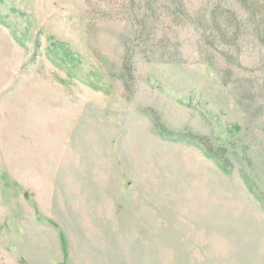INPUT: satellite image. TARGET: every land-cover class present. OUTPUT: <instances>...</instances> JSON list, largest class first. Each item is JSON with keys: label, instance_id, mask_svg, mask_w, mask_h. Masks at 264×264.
<instances>
[{"label": "rangeland", "instance_id": "1", "mask_svg": "<svg viewBox=\"0 0 264 264\" xmlns=\"http://www.w3.org/2000/svg\"><path fill=\"white\" fill-rule=\"evenodd\" d=\"M0 264H264V0H0Z\"/></svg>", "mask_w": 264, "mask_h": 264}, {"label": "trees", "instance_id": "2", "mask_svg": "<svg viewBox=\"0 0 264 264\" xmlns=\"http://www.w3.org/2000/svg\"><path fill=\"white\" fill-rule=\"evenodd\" d=\"M204 149H205L206 153H207L209 156L215 158L216 160H218L219 162L222 163L220 156L216 155V153H214V151H213L211 148L204 147ZM223 167H225V166H224V163H223ZM225 168H226V167H225ZM248 182H249V181H248Z\"/></svg>", "mask_w": 264, "mask_h": 264}]
</instances>
